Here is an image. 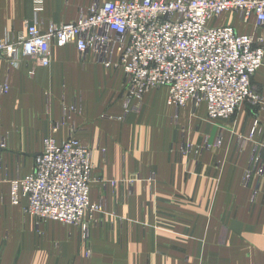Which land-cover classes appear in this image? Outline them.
I'll use <instances>...</instances> for the list:
<instances>
[{
    "label": "crops",
    "instance_id": "obj_1",
    "mask_svg": "<svg viewBox=\"0 0 264 264\" xmlns=\"http://www.w3.org/2000/svg\"><path fill=\"white\" fill-rule=\"evenodd\" d=\"M95 1L0 0V39L36 18L42 30L76 20ZM213 23L264 34L255 17L244 22L232 11ZM51 57L48 67L0 57V264H264V173L244 179L264 150V108L247 104L216 123L205 104L169 106L164 87L127 111L124 71L82 61L73 44L53 47ZM252 87L264 101V65ZM77 99L79 112L63 122L64 106ZM70 132L95 148L91 199L107 203L88 241L74 225L26 213V196L11 199L12 181L32 170L45 138L62 142ZM218 135L222 142L198 158L181 152Z\"/></svg>",
    "mask_w": 264,
    "mask_h": 264
},
{
    "label": "built area",
    "instance_id": "obj_2",
    "mask_svg": "<svg viewBox=\"0 0 264 264\" xmlns=\"http://www.w3.org/2000/svg\"><path fill=\"white\" fill-rule=\"evenodd\" d=\"M36 5L40 11L42 2ZM227 11L244 22L255 17L264 27V0H96L76 20L50 22L45 30L37 18L27 23L26 31L0 44V57L13 66L31 61L48 67L53 47L73 44L81 60L91 55L111 66L116 56L127 80L126 106L136 101L132 110L141 107L146 92L165 87L170 106L205 104L210 120L228 118L246 100L262 99L252 78L264 65V34H239L232 25H215ZM64 111L65 117L72 109ZM189 150L192 143L181 152L188 155ZM92 154V147L72 136L61 144L49 138L32 173L12 181V202L19 204L24 195L29 213L51 210L61 220L101 210L88 195ZM252 161L245 180L264 163L258 157Z\"/></svg>",
    "mask_w": 264,
    "mask_h": 264
},
{
    "label": "rangeland",
    "instance_id": "obj_3",
    "mask_svg": "<svg viewBox=\"0 0 264 264\" xmlns=\"http://www.w3.org/2000/svg\"><path fill=\"white\" fill-rule=\"evenodd\" d=\"M239 33V32H238ZM239 34H248V33H239ZM6 40V38H3V39H0V44L1 43H3L4 41ZM4 45H5V43H4ZM89 58L91 59V61H93V62H95V63H98V64H101V65H103L104 67H107V68H109V67H115V68H119V69H121L122 71H124V68L122 67V66H120V65H118L117 64V62H118V60H116V56H115V61H114V63L110 66H106L105 64H102V63H100L99 61H96V60H94L93 59V57L90 55L89 56ZM2 59H4V58H2ZM82 61H85V60H82ZM9 63V62H8ZM10 64V63H9ZM11 65V64H10ZM11 66H13V65H11ZM37 66V65H36ZM258 71V70H257ZM34 72V70L32 69L31 71H30V73L32 74ZM256 74V73H255ZM255 76V75H254ZM254 78V77H253ZM253 78H252V82H253ZM161 88H164V87H161ZM256 90V89H255ZM124 91H125V93H126V91H127V80H126V77H125V80H124ZM256 92V91H255ZM147 93V92H146ZM257 94H259V95H261L260 94V92H256ZM145 96V95H144ZM79 100L77 99L75 102H73L72 104H70V105H65L64 106V108H63V117H64V109H65V107H69L70 109H72V112H71V114H69L68 116H65L64 118L62 117V121L63 122H65V121H67L74 113H77V112H79V110H80V105H79ZM133 103H135V102H133ZM191 104L193 105V108H194V110H196V109H198L199 108V106L200 105H203V104H200V105H195V104H193L192 102H191ZM247 104H250L252 107H254V108H264V101L260 98L259 100H253V99H249V100H246L242 105H240V107L236 110V111H238L239 109H241V108H248L247 107ZM132 103L130 102V106L129 107H127L126 106V102H125V107H127L126 108V110L127 111H129V110H132L131 109V107H132ZM170 106V105H169ZM185 107V106H184ZM132 111H134V110H132ZM206 112H207V108H206ZM206 115H207V117H206V120L207 121H212V122H216V123H218V121L219 120H229L231 117H228V118H218V119H214V120H210L209 119V117H208V113H206ZM256 122L259 124V120L258 119H256ZM259 125H256V124H254V126H253V129H252V131H251V136H249L248 138L250 139V137H253L259 130ZM74 130V129H73ZM75 131V130H74ZM70 136H72V137H74L75 139H78L76 136H75V133H69V135H68V137L67 138H69ZM49 138H52V139H55L56 140V142L58 143V144H61L62 142H58L57 141V139L54 137V136H48V137H46L45 138V140H44V148H43V150L41 151V152H39L38 154H40V153H42L44 150H45V146H46V141L49 139ZM246 139L247 138H243L242 139V141H243V143L245 144V142H246ZM66 140V139H65ZM79 140V139H78ZM218 140H220V142L219 143H221L222 142V138H221V135H218L215 139H213V140H211L210 138H209V136H207V137H205L204 138V140H203V144L201 145V144H196L195 146H192V153L194 154L193 155V157H195V158H198L202 153H203V151H204V149L202 150V151H200V146H203L204 145V148L205 149H211V148H213V147H215V146H217V145H219V143H218ZM80 141V140H79ZM80 143H82L81 141H80ZM83 145H87V144H84V143H82ZM193 144V143H192ZM188 144H186L184 147H186ZM87 146H90V147H92L93 148V150L95 149L92 145H87ZM263 149H264V144H263ZM190 150H189V152H191ZM37 154V155H38ZM37 155H35V157L34 158H36V156ZM92 156H93V154H92ZM261 158L262 160H264V150L263 151H261V152H258L257 154H255L254 156H253V158ZM92 163H93V160H92ZM262 164V163H261ZM257 165V166H254L253 167V174H261V173H259V170L261 171L262 169H263V173H264V163L262 164V165ZM93 165H94V163H93ZM249 167V166H248ZM246 168L245 170H244V179H245V173L249 170V168ZM35 168V159H34V164H33V168H32V170L28 173V174H26L25 176H22V177H18V178H23V177H26L27 175H29V174H31L32 173V171H33V169ZM93 170H94V166H93V168H92V171L91 172H93ZM253 174H251V175H253ZM262 175V174H261ZM252 177V176H251ZM17 179V178H16ZM245 181H248V180H245ZM91 182H92V173H91V176H90V181H89V184H88V187H89V192H88V195H89V199H90V201H91V203L92 204H95V205H97V206H102V209L101 210H98V211H96V210H93V211H91V210H89V211H85L81 216H78V217H76V218H71V219H68V218H65V219H63V220H61V219H59L58 218V216H57V212H52L51 210H47L46 212H44V213H41V214H37V216L36 215H34V214H32V213H30V214H32V215H34L36 218H37V220L39 221V222H42V221H46V222H60V223H63V224H66V225H74V226H76V227H78L79 228V230H80V232L82 233V238H83V240L84 241H88L89 240V238H90V236H91V227H93V226H95V225H97V224H99L100 222H102L103 220H102V218H101V216H100V214H105L107 211H106V207H107V203H106V199H102L101 201H98V202H93L92 201V199H91V194H90V189H91ZM115 182V181H114ZM130 183H131V181H129ZM11 193H12V188H11ZM11 199H12V195H11ZM21 199V198H20ZM13 203V202H12ZM14 204V203H13ZM47 207H49V204H48V206ZM25 212L26 213H29L27 210H25ZM84 225H86V228H84ZM86 258H90L91 257V250H90V248H88V251L86 252Z\"/></svg>",
    "mask_w": 264,
    "mask_h": 264
}]
</instances>
